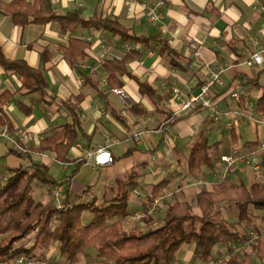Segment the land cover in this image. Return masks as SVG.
Returning <instances> with one entry per match:
<instances>
[{
  "label": "crops",
  "instance_id": "1",
  "mask_svg": "<svg viewBox=\"0 0 264 264\" xmlns=\"http://www.w3.org/2000/svg\"><path fill=\"white\" fill-rule=\"evenodd\" d=\"M50 1L60 13L78 11L85 17L116 16L139 35L160 34L185 57L192 59V66L188 70L173 68L155 48L137 43V49L145 52L143 57L130 63V75L123 76L120 88L127 96V102H123L111 91L101 60L123 57L127 50L124 44L128 42L99 30L79 27L74 35L89 42L90 48L81 64L82 70H78L62 58L59 46L67 43L68 37L61 36L58 22L19 26L0 9V46L5 55L10 59L26 60L31 66L42 69L50 84V93L56 96L44 101L38 93L19 94L22 83L18 74L9 73L0 66V95L6 90L14 95L6 102L0 100V115L2 112L7 115L13 130L19 127L32 130L31 137L20 140L23 145L37 148L43 139L48 140L46 150L33 151L29 157L13 151L12 142L0 140V186L15 168H30L34 162H41L50 166L51 172L66 188L67 181L63 179L77 168V159L111 144L115 162L98 168L80 165L74 177H70L71 192L80 195L89 188L86 200L93 196L99 202L111 199L118 191V182L126 180L134 170L140 176L138 186L131 192V216L125 227L145 229L161 224L167 207L174 201L194 203L199 192L213 190L222 183L250 186L264 181V163L257 173L244 162L227 168L220 160L224 154L247 155L259 150L264 162V104L259 102L264 88V61L254 67L245 63L257 51H261L264 58V0H164L160 8L161 20L156 25L144 14L140 13L139 20L129 16L126 0ZM138 1L153 6L161 0ZM136 11L140 12V7H136ZM106 39L112 44L108 56L103 51ZM213 72H218L221 78V83H215L212 91L214 102L223 112L221 121L212 120L209 110L200 105L180 111V101L190 93H199ZM138 79L148 81L157 90L156 94H144ZM174 87L181 91L179 101L173 93ZM237 87L242 91V102L238 104L231 95ZM63 102L76 105L80 131L69 152L73 161L68 163L58 161L51 149L61 136L63 124L73 120L71 111L61 105ZM233 111H239L237 126L229 130L226 123L234 120ZM202 136L214 144L215 162L211 168L202 167L199 178L186 177L191 149ZM255 141L258 145L245 146ZM77 144L82 147L77 148ZM131 148L132 153L125 156ZM160 182L162 188L155 199L158 208L149 213L154 204L153 189ZM35 193L42 200L49 197L46 189L39 196ZM253 212L259 216L264 213ZM138 213L145 216L138 218ZM222 215L229 218L233 211L224 209ZM83 217L89 221L93 214L86 211ZM256 222L264 229L260 220ZM238 228L245 231L241 225ZM55 249L51 246L48 256L51 257ZM218 249L221 254L225 247L220 245ZM244 256L245 264H264V259L256 255L251 244L244 247ZM179 261L177 259L176 264H181ZM75 264L113 262L102 261L90 250L88 254L82 253Z\"/></svg>",
  "mask_w": 264,
  "mask_h": 264
},
{
  "label": "trees",
  "instance_id": "2",
  "mask_svg": "<svg viewBox=\"0 0 264 264\" xmlns=\"http://www.w3.org/2000/svg\"><path fill=\"white\" fill-rule=\"evenodd\" d=\"M0 9L19 26L58 22L61 36L68 37L67 43L59 46L62 58L78 70H82L81 64L90 48L89 42L74 35L79 27L99 30L130 44L141 43L145 47L155 48L164 62L173 68L188 70L192 66V59L173 47L168 38L160 34L139 35L116 16L95 14L85 17L78 11L60 13L53 8L50 0H0ZM144 52L139 48L127 49L121 58L101 60L111 88L123 85V76L131 73L130 63L143 57ZM0 66L9 73L18 74L22 83L19 94L38 93L44 101L56 98L50 93V84L42 69L31 66L26 60L8 58L1 46ZM137 82L144 94H156L157 90L148 81L138 79ZM13 97L6 90L1 93L0 100L3 103ZM259 102L264 104V88ZM61 105L71 111L73 120L63 124L61 136L51 149L58 161L68 163L73 161L69 152L77 142L80 131L76 105L70 102ZM0 125L12 129L9 118L3 112ZM42 141L37 148L27 146L30 151L24 157L31 156L33 151L46 150L48 140L45 138ZM257 143L249 142L245 146ZM213 146L206 136L194 144L187 162L186 177L197 179L202 167L213 166L216 159ZM132 151V148L129 149L125 156ZM77 160V168L63 179L67 181L63 208L57 206L52 194V189L60 184L61 179L45 163L34 162L31 168H15L6 183L0 186V264H17L16 260L21 256L32 261L75 264L82 253L88 254L90 250L95 251L102 261L113 264H176L179 249L189 242H195L194 254L206 263L216 264L222 255L229 253L230 259L221 264H245L244 248L234 251L233 245L243 247L246 242L253 246L260 259H264V238L249 242L251 230H263L256 220L264 224V213L259 216L253 210L264 211V181L250 186L245 183L218 184L213 190L199 192L194 203H170L161 224L156 227L126 228L125 222L131 216V192L138 186L140 175L134 170L129 172L126 180L118 182V191L111 199L99 202L93 196L91 200H86L89 188L80 195H73L70 189V177L73 178L79 166L85 163L84 156ZM38 185L48 190L46 200L35 195ZM160 188L162 182L153 189V202ZM224 209L233 211V216L223 217ZM86 211L93 214L89 221L83 217ZM239 225L244 227V232L238 228ZM220 245L225 250L216 255L214 249ZM51 246L56 249L50 257L48 252ZM56 252L64 258V263L54 258Z\"/></svg>",
  "mask_w": 264,
  "mask_h": 264
},
{
  "label": "built area",
  "instance_id": "3",
  "mask_svg": "<svg viewBox=\"0 0 264 264\" xmlns=\"http://www.w3.org/2000/svg\"><path fill=\"white\" fill-rule=\"evenodd\" d=\"M125 4L127 6V14L131 17H135L137 20L143 15L148 18V20L156 25L161 20V12L160 8L165 4L164 0H161L156 5H151L147 2H139L138 0H126ZM136 7H140L141 11L137 12ZM141 13V16H140ZM126 49L137 48V44L133 45L130 43L124 44ZM112 44L109 40L106 39L104 44V55L108 56L111 51ZM152 53V51H151ZM264 61L263 55L261 51L254 52L249 58L246 59V65L250 67L260 66ZM142 64V62H141ZM215 83H221L220 74L218 72H213L211 78L207 80L199 93H190L187 97L181 98V91L178 87L173 88V93L176 96L177 100L182 99L179 103L180 111L189 110L194 108L195 106H202L207 108L210 113V118L214 121L220 122L222 119L223 112L220 110L217 103L214 102L212 97L213 85ZM111 91L119 95V97L123 100V102H127V96L124 91L120 87L111 88ZM241 88L237 87L236 90L233 91L232 96L234 98L235 103H239L241 101ZM229 113V112H228ZM233 115L234 120L228 121L226 123V127L229 130L235 129L237 126L236 116L239 114V111H233L231 113ZM33 135L32 130L29 128L19 127L17 129H10L8 126L0 127V140H8L13 143V150L22 155L26 156L29 153V148L23 145L20 140L27 139ZM138 136V134H137ZM111 144H105L97 148L95 151L88 152L84 155L85 165L91 166L93 168H98L105 165H111L115 162V157L113 151L111 149ZM77 148H81L80 144L76 145ZM220 160L225 163L227 168H231L235 166L239 162H244L253 167L257 173H260L262 169V158L259 155V150H253L247 155L242 154H224L220 157ZM264 160V159H263ZM31 168V167H30ZM155 173V172H154ZM261 177V176H260ZM263 179V177H261ZM65 191V187L63 184H58L55 188L52 189V194L56 198L57 206L59 208L64 207L63 203V194ZM158 208L157 200L154 201L149 213L156 211ZM138 218L144 217L143 213L136 214ZM260 237L264 238V229L263 230H255L251 232L250 243H254ZM248 242L244 243L243 247L238 245H233V250L238 251L241 248H244ZM230 254L225 253L222 255L217 261L216 264H221L230 259ZM17 264H55L52 262H42L39 260H27L25 257L21 256L16 260Z\"/></svg>",
  "mask_w": 264,
  "mask_h": 264
},
{
  "label": "rangeland",
  "instance_id": "4",
  "mask_svg": "<svg viewBox=\"0 0 264 264\" xmlns=\"http://www.w3.org/2000/svg\"><path fill=\"white\" fill-rule=\"evenodd\" d=\"M232 95V94H231ZM232 99V98H231ZM215 139V137L213 138V140ZM212 140V141H213ZM70 172V170L68 171ZM145 188V187H144ZM45 191V187L43 185H38L36 187V192L37 195L39 196V194L43 193ZM36 195V194H35ZM198 211V208L196 209ZM194 247H195V242H189V243H185L178 251L177 253V259H180V263L181 264H213V263H206L203 260H201L200 258H198L195 254H194ZM218 247L216 246L214 249V253L217 255L218 254ZM57 253V252H56ZM54 258L58 259V261L64 263V258L57 253Z\"/></svg>",
  "mask_w": 264,
  "mask_h": 264
}]
</instances>
